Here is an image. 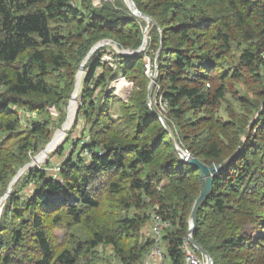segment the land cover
I'll list each match as a JSON object with an SVG mask.
<instances>
[{"label":"trees","instance_id":"obj_1","mask_svg":"<svg viewBox=\"0 0 264 264\" xmlns=\"http://www.w3.org/2000/svg\"><path fill=\"white\" fill-rule=\"evenodd\" d=\"M131 1L160 31L149 27L139 54H113L109 65L108 45L85 64L78 141H65L5 198L0 264H144L153 213L169 222L168 264H186L202 181L145 100L144 58L160 44L156 83L176 143L205 166L242 148L211 177L192 238L214 264H264V0ZM145 26L120 0H0V198L62 126L91 48L110 39L135 53ZM119 76L131 84L125 102L108 88Z\"/></svg>","mask_w":264,"mask_h":264},{"label":"water","instance_id":"obj_2","mask_svg":"<svg viewBox=\"0 0 264 264\" xmlns=\"http://www.w3.org/2000/svg\"><path fill=\"white\" fill-rule=\"evenodd\" d=\"M123 2V4L126 6V8L128 9V11L136 18H139V19H142L146 22L147 24V28H149V26H152V27H157V29L160 31V28L159 26L157 25L156 21L155 20H152L150 17H147L146 15H144L143 13H141L139 11V9L136 8V5L132 3L131 0H121ZM147 33H148V29H146L144 31V38H143V41H142V44L141 46L139 47V49L137 51H135V53H130V52H127L125 50L121 51L120 53L121 54H126V55H131V54H139L141 51L144 50L145 46H146V42H147ZM107 45H113V49H116V45L111 41V40H107V41H101L97 44H95L91 50L89 51L88 53V56L86 57V59L83 61V63L80 65L79 67V71L78 73L76 74V77H75V84L74 86L76 85V80L79 76V74H82L83 73V69H84V66L85 64L88 62V60L92 57V55L94 54V52L96 50H98L99 48L101 47H104V46H107ZM161 49V44L157 50V55H156V60H157V57L159 55V53L161 52L160 51ZM156 60H155V63H154V76L150 79L149 81V85H148V89H147V96H146V103L149 107V109L151 110V112L156 115V117H158V119L160 120V123L162 124L163 128L165 129V131H167L169 137H170V140L173 144V147L177 153V155L180 157V159L187 163L189 166H193L195 167L196 169H198L199 171V178L201 179L202 181V185H201V188H200V196L195 200L193 206H192V211H191V216H190V220H189V223H188V226H189V229L184 237V240L186 242H188V244L192 247V249H194L195 251H197L199 253V255L201 257L204 258L205 260V264H214L213 263V260H212V257H210L202 248L201 246L194 241V239L192 238V234L194 232V230L196 229V218H197V212H198V209L199 207L204 204V202L207 200V198L209 197V195L211 194V191H212V176L214 174H217L218 171L222 168V165H224L225 163H228L229 160L231 158H233L236 154H238V152L242 149L241 147H238L237 151L232 154L230 157H228L227 159L223 160L222 164L221 165H215V166H205L203 163L199 162L197 159H195L191 154L183 151L182 149H180L175 141H174V136H173V133L172 131H170L167 123H166V120L163 119V117L161 115H159L158 113L155 112V110L153 109L152 107V100H151V96H152V92H153V88H154V82H155V78H156V73H157V69L156 68ZM75 94H76V86H75V89L69 99V105H68V108H67V112L71 106V101L74 99L75 97ZM81 99V95H79V98L78 100ZM79 106H77V109H78ZM65 121L62 123V126L58 129V130H55L54 133H53V136L52 138L50 139V141L46 144V146L43 148V150H41L40 152H38L32 159H31V162L24 165L22 168H20L15 176L10 180V184L8 185L7 187V191L6 193L0 198V213H1V209H2V206L4 204V201L6 200L5 198L7 197V195L9 194V192L11 191L12 187L16 184V181L18 179H20L28 170H30L32 167L34 166H39V165H42V164H39V163H36V158L44 153L46 154L47 151H49V149L51 148V143L52 141L54 140V136L56 135L55 133L57 131H62L63 128L65 127V125L67 124V121H68V118H67V114H66V117H65ZM66 141V139L64 141H62V143L58 146H56L54 148V151L51 152L50 155L56 153L57 149H59L62 144ZM47 161V159H46ZM46 161H44V163H46ZM43 163V164H44ZM1 217V215H0Z\"/></svg>","mask_w":264,"mask_h":264},{"label":"rangeland","instance_id":"obj_3","mask_svg":"<svg viewBox=\"0 0 264 264\" xmlns=\"http://www.w3.org/2000/svg\"><path fill=\"white\" fill-rule=\"evenodd\" d=\"M91 1V5L92 6H94V7H100L101 6V4H103V3H111V4H113L114 3V1L115 0H90ZM79 2V0H77V3ZM120 2H121V4L122 5H124L123 4V2L120 0ZM133 3V2H132ZM125 6V5H124ZM126 7V6H125ZM128 10V9H127ZM146 23V22H145ZM149 27H152V26H149ZM147 29V24H146V26H145V29H144V31ZM149 28H148V33H149ZM159 31V30H158ZM147 33V34H148ZM108 40H110V39H108ZM112 41V40H111ZM113 42V41H112ZM115 45H116V49H113L112 47H113V45L111 46V45H109V47L111 48V51L110 50H108L107 49V51L105 52L106 54H105V56L102 58V59H104L105 61H107V62H109V65H111L112 64V60H111V56L113 55V54H121L120 52L121 51H123V50H121V49H119L118 48V46H117V44L115 43V42H113ZM147 45H148V36H147V42H146V46H145V48H144V50L146 49V47H147ZM108 46V45H107ZM143 50V51H144ZM126 51V50H125ZM142 52V51H141ZM157 51H156V54H155V57H156V55H157ZM160 54V53H159ZM132 55V54H131ZM158 57H159V55H158ZM158 57H157V60H156V58H153V59H150L149 57H145L144 58V68H145V72H144V74H145V76L149 79V81H150V79L154 76V74H155V72H154V63H155V60H156V68H157V62H158ZM111 63V64H110ZM112 67L114 68V66L112 65ZM84 70V69H83ZM79 71V70H78ZM157 71H158V69H157ZM78 73V72H77ZM87 73H88V70H84L83 71V77H84V79H83V83H82V86L84 85V81H85V78H86V75H87ZM156 75H157V73H156ZM121 81V80H123V78L122 77H118L117 79H115V80H113L109 85V87L108 88H114V93H113V95L116 97V98H118L119 100H122V101H126V99L128 98V96H129V93H130V88H131V84L129 83V82H127L126 80H123V81H125V82H127L128 84H129V88H128V92H127V96L125 97V98H122V97H120L119 95H117L116 93H115V91H116V89H115V82L116 81ZM149 83V82H148ZM154 88H153V92H152V96H151V102H152V107H153V109L155 110V112L156 113H158L159 115H161L162 117H163V119H165L166 120V118H165V116H166V114H167V110H168V103H167V101L165 100V99H163L162 98V96H163V94H164V92H161L160 91V88H159V86H158V84L156 83V78H155V82H154ZM240 89H241V91L243 90V86H240ZM83 90H84V86L82 87V91H81V93H80V95L82 94V92H83ZM241 93H243V92H241ZM243 94H246V93H243ZM247 97H249V100L252 102L253 101V95L251 94H247ZM80 100V99H79ZM79 100L77 101V103H78V106H79ZM146 100V99H145ZM112 105H111V111H112V113H115V114H117V112H118V108H119V101H117L116 99H112ZM69 105V104H68ZM148 106V105H147ZM261 107L262 106H260L259 107V110L258 111H260L261 110ZM51 108V110H53V113L55 114V116H53V117H57V113H56V111H55V109L53 108V107H50ZM49 108V109H50ZM68 108V107H67ZM149 108V107H148ZM151 111V110H150ZM66 114H67V109H66ZM258 116V113H257V115H256V117ZM75 120H76V118H75ZM76 122V121H75ZM166 123H167V121H166ZM167 125H168V123H167ZM168 127H169V125H168ZM77 128V127H76ZM76 128H75V123L73 124V126L71 127V129L70 130H66L65 131V134H66V137L64 138V139H66V141H68V139L69 138H72L75 142H77L78 141V136H77V134H76ZM169 129H170V131H172L171 130V128L169 127ZM58 130V129H57ZM75 130V131H74ZM172 133H173V136H174V132L172 131ZM243 140H244V138H243ZM174 141H175V136H174ZM175 143H176V141H175ZM176 145L180 148V149H182V147H180L177 143H176ZM183 150V149H182ZM184 151V150H183ZM185 152H187V151H185ZM55 154V153H54ZM54 154H52V155H54ZM52 155H50V153H48L47 154V156H44L42 159H39L38 160V162H39V164H43L44 163V161H46V159L48 160V158L49 157H51ZM55 160V157H53L52 158V161H54ZM37 162V163H38ZM47 162V161H46ZM57 234V238H58V240L59 241H61V239L63 238V236H64V233H62V232H57L56 233ZM253 235H254V233H253ZM164 248V247H163ZM191 250H193L192 248H191ZM182 252H183V249H182ZM148 253V252H147ZM199 254V253H198ZM147 256V255H146ZM195 256H196V254H195ZM197 257V256H196ZM197 258H199V260H200V263L201 264H203L202 262H204V264H205V260H204V258L203 257H201L200 255L197 257ZM146 257H145V262H146ZM145 262H144V264H145ZM163 264H168V262H167V260H163Z\"/></svg>","mask_w":264,"mask_h":264},{"label":"built area","instance_id":"obj_4","mask_svg":"<svg viewBox=\"0 0 264 264\" xmlns=\"http://www.w3.org/2000/svg\"><path fill=\"white\" fill-rule=\"evenodd\" d=\"M50 113L53 114V110L49 109ZM55 172L58 171L56 167ZM169 226V222L164 220L157 213L152 214L151 223H150V233L153 237V245L149 249L145 264H163V260L165 259L164 248L161 243L162 232L167 229ZM183 255L185 258L186 264H201L199 258L195 256L194 250H191L188 242L184 240ZM166 260V259H165ZM204 264V262H202Z\"/></svg>","mask_w":264,"mask_h":264},{"label":"bare ground","instance_id":"obj_5","mask_svg":"<svg viewBox=\"0 0 264 264\" xmlns=\"http://www.w3.org/2000/svg\"><path fill=\"white\" fill-rule=\"evenodd\" d=\"M83 74H79L77 80H76V94H75V97L74 99L71 101V106L67 112V118H68V121H67V124L65 125V127L63 128L62 131H57L54 136V140L52 141L51 143V148L49 149V151H47L46 154L42 153L40 154L37 158H36V163L38 162L39 159H42L44 156H47L48 153L51 154V152L54 151V148L58 145H60L62 143V141H64L65 137H66V134H65V131L66 130H70L71 127L73 126V124L75 123V115H76V112H77V106H78V98H79V95L82 91V83H83ZM115 93L117 95H119L120 97L122 98H125L127 96V92H128V88H129V84L123 80H119V81H116L115 84ZM39 163V162H38Z\"/></svg>","mask_w":264,"mask_h":264}]
</instances>
